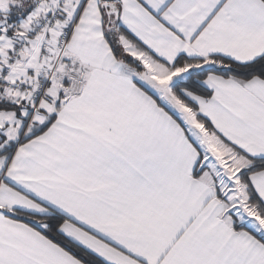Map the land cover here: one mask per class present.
Returning <instances> with one entry per match:
<instances>
[{"label":"snow or ice","instance_id":"obj_1","mask_svg":"<svg viewBox=\"0 0 264 264\" xmlns=\"http://www.w3.org/2000/svg\"><path fill=\"white\" fill-rule=\"evenodd\" d=\"M0 264H264V0H0Z\"/></svg>","mask_w":264,"mask_h":264}]
</instances>
